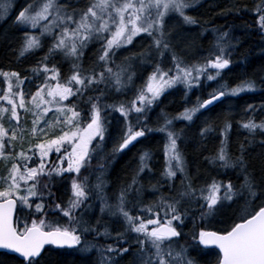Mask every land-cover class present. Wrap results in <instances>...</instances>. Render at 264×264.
I'll return each mask as SVG.
<instances>
[{"label":"snow or ice","instance_id":"snow-or-ice-1","mask_svg":"<svg viewBox=\"0 0 264 264\" xmlns=\"http://www.w3.org/2000/svg\"><path fill=\"white\" fill-rule=\"evenodd\" d=\"M79 2L34 0L16 17L18 25L39 29L40 32L39 36L25 33L18 50L20 57L41 48V37H51L52 42L47 53L31 69L42 79L29 99L26 100L22 87L28 77L22 78L16 71H0L7 84L0 93V101L10 106L0 104V160L5 161L7 167V174L0 176V254L18 256L22 258L21 264H40L45 246L52 245L57 249H77L85 254L95 249L99 253V264H119L117 257L126 254L132 255V264H194L186 248L176 247L182 235L181 226L189 213L195 216L198 212L200 219L205 220L219 212L225 202L231 205L242 199L244 208L238 217L240 222H233L230 230L201 229L192 238L204 248L214 246L219 249L217 264H264V178L257 183L248 172L243 144L240 145L239 156L233 157L229 153L231 123L227 117L220 127L223 139L216 154L205 159L223 169L239 167L244 173L243 183L239 186L230 180L225 183L216 179L194 186L184 155L178 147L180 133L172 127L174 120L191 123L197 113L209 110L224 97L257 90L252 79H246L235 87L220 82L223 70L232 64L231 55L235 49L232 41L225 39L229 32L214 30L218 35L212 49L199 61L189 63L176 51L168 22L178 16L184 24H196L197 20L186 10L199 0H87L84 7H79ZM10 8L8 0H0V19L8 14ZM241 10L239 6L235 7L237 13ZM243 10H247L246 5ZM252 11L257 15L258 29L264 34V0H258ZM137 37L150 38L151 42L143 51L126 56L117 64L118 54L133 45ZM96 42L100 43L98 54L86 69L83 66L84 51L89 44ZM58 55L71 65L70 75L63 80L56 63L51 66L48 63ZM169 57L171 66L166 67L165 60ZM148 64L151 72L136 88L129 103L103 102L108 91L122 92L132 86L138 71ZM202 80L217 82L208 98L201 100L198 97L192 107H186L175 117L169 118L162 113L163 123L155 129L149 126L147 114L166 91L182 86L187 98L193 88L201 87ZM261 83L264 84V79ZM89 92H98L99 95L87 96L85 103L90 107L82 115V110H77L78 103ZM70 97H75L76 102H71ZM65 101L69 103L65 104ZM260 107L264 108V105ZM18 109L32 116L29 135L36 142H29L27 149L23 147L26 129L21 124ZM255 110L256 106L252 104L246 109ZM50 112L53 115L47 118ZM109 112L119 113L124 122L119 138L113 143L114 154L134 146V142L146 133L159 131L165 133L167 141L162 176L167 181H174L177 173L181 174L178 188L169 184L173 195H161L158 201L141 207L139 215H133L127 205L130 195L135 194L137 198L140 195L137 177L151 170L150 153L140 155L135 175L127 186L121 187L115 204H110L103 195L106 183L103 165L97 169L96 183L91 187L88 176L80 179L81 170L88 168L93 157L105 148L108 124L111 123L107 119ZM5 114H8L10 128L3 123ZM241 127L252 134L257 130L264 132V121L257 123L249 118L242 122ZM214 130L212 124L206 123L200 129V136L206 138ZM17 141L21 143L19 151H16ZM53 154L55 160L50 159ZM8 161H11L10 166ZM55 177L71 181V197L64 206L47 202V197L53 196L49 184ZM42 178H47L48 183L41 185ZM152 187L154 191L159 190L156 185ZM92 191L101 200V218L108 213L116 218V222L123 221L124 231L117 230L115 236L119 242L117 246L105 247L82 241V235L88 232L105 238L111 236L107 226L103 231L94 226H82L84 214L77 215ZM91 207V204L86 205L85 211ZM49 213L67 218V224L47 220ZM100 223L98 219L97 224ZM129 233L135 236L130 237ZM133 248L135 251L130 253Z\"/></svg>","mask_w":264,"mask_h":264},{"label":"trees","instance_id":"trees-1","mask_svg":"<svg viewBox=\"0 0 264 264\" xmlns=\"http://www.w3.org/2000/svg\"><path fill=\"white\" fill-rule=\"evenodd\" d=\"M257 2L258 0H210V1L207 0L206 2L202 4H199L196 8H194L188 13V15L194 17L197 20L196 24L190 25V28L193 30L192 32L193 35L190 37H187L188 42L184 41L186 42L185 44L188 48H192L191 47L192 45L189 44L190 42V43H194V45H197L196 49L198 48V49L203 50V47L205 46V44H207V42L205 43L204 41L205 40L209 41L210 39H214L215 36L218 35V33L214 31L216 29H219L220 32L221 31L229 32L230 34L229 37H226L225 39L226 40H228L227 38H229L230 40L232 39V42L236 44L235 49L232 51V55H231L232 64L228 69H226L225 74H224L226 76V77L224 76V80L226 83L232 84L237 81L239 82L240 80L244 81L248 79L249 77L251 78L252 75L250 74L249 75L245 74L241 76L236 74L237 71L248 73L247 70H248L249 65H253V67L258 65L257 68L255 67L257 69V72L260 73L261 75L262 73H264V34H262L260 30L258 29V26L256 24L257 15L252 11ZM84 4H87V0H81L78 6L84 7L83 6ZM245 5L247 6L246 11L243 10ZM236 6H239L242 9L239 13L235 11ZM8 24L10 23H6V25L2 24V26L0 27V63L7 68H12L19 72H22V71L26 72L29 70V72L34 74L31 71V69L39 63V61L43 57V54H46L48 49H45V47H42L39 50L34 51L33 53H30L24 57H20L18 50L22 46L24 35L26 33L25 32L26 27L19 28L18 26H11V25L8 26ZM236 30H237L238 37L234 36L236 34L233 33ZM241 30L247 31L246 34L250 33V36H255V41H256L255 44L254 42H250V41L247 42V40L240 41L239 40L240 35L243 34L241 33ZM232 36H234L238 40H235L234 38H232ZM135 43L131 46L133 47ZM201 43H205V44H201ZM132 47L131 49L125 51L123 55L118 58V61L116 62L117 64H120L124 60V57L132 55L133 53L141 52L139 51V49H136V50L132 49ZM98 50L99 48L97 47V45H91L84 51L83 66L86 69H87V63H86L87 59L86 58H89V57L93 58L98 53ZM257 56H259V58H257ZM28 58L30 59V62L28 63L26 68L22 69L20 64H22L23 61L27 60ZM259 61L261 63H258ZM52 62L57 63L55 60L54 61L52 60ZM65 62L66 60H64L63 63ZM64 65L62 66L61 64H58V63L56 64V66L60 70L64 67ZM148 65H145L142 68V70L138 72V74L142 73L144 68L146 69ZM70 67L71 66H69L68 68ZM65 70L60 71V72L65 74ZM65 76L66 74L61 75V79H63ZM260 77L257 78V80L256 78L253 80L254 81L256 80V84L261 85L260 92H262L264 91V87H263V84L261 83L262 79ZM137 78L138 77H136V79L134 80V84L132 86L122 91L123 92L121 94L122 96L127 94V91H131V90L133 91V87L135 85H138L137 83H139L138 81H140ZM204 83L205 82L202 80L201 87L195 88L194 90H192L190 92V95L197 94L198 96H200L199 97L200 99L205 97L206 96L205 90H207L208 88H207V84H204ZM176 91H171L170 92L171 94H169L171 96H167V99H170V98L179 99V100L185 99V95L182 98L180 96L182 93L176 92ZM258 94L259 93L245 94V95L239 96L236 99V101L238 102V104H241L243 101L254 100L256 97L258 98L260 97V95ZM88 95L95 96V95H99V93L98 92L86 93L84 99L78 103L77 110H82V115L85 114L88 108L90 107V105L85 103ZM121 95L119 92H118V95H116V93L111 92L110 94L108 92L107 95L103 98V102L108 103V104H118L119 103L118 98H120ZM70 101L76 102V98L71 97ZM68 103L69 101L65 102V104H68ZM221 107H219V105H216L211 112L212 116H215V115L217 116V113L220 116L221 111H222ZM110 113L112 112H109L108 114ZM257 136H260V134L257 133ZM246 137H245V141L241 144H243L246 147L247 152L245 153V156L248 157L250 154L249 146H250V139H252V136L249 138L247 135ZM236 141L238 140H234V143ZM200 146H201V143L199 142V145L193 148L191 151V156L194 162V163L192 162L193 163L192 170H193V173L196 174L195 176L197 178L196 183L198 184L202 182V184H204V180L201 178L205 177L207 173L210 174V170L208 169L207 171L209 172H206L207 166L202 161L201 154L198 153L196 150ZM255 150L256 151L250 155V160H249L250 162L248 163L253 164L254 170L256 171V173L260 172V176L264 178V145L257 146V149ZM119 170H120L119 173L123 170L122 164ZM89 175L94 177L93 173ZM29 183H31V181ZM44 183H48L47 178L41 179V185H43ZM49 187L51 189V192L53 193V196L50 197L52 201L50 205L54 203H61L62 206H64L65 205L64 200H63L64 191H65L64 179L60 177L57 179L54 178L49 184ZM41 190L43 191L44 189L42 188ZM45 196L47 197V191H45ZM48 200H49V197H47V202L49 204ZM196 214H199V213L197 212ZM191 217H194V218H191L188 220L186 218L184 220L186 221L185 223L186 229L182 233V235L178 238L179 247L186 248L187 251L190 253H191V250L192 252L194 251L197 264H217L218 252L215 249L203 248L201 245H198L197 241H194L192 238L194 234H198L199 230L206 227L205 221L201 220L200 217L197 215L195 216L191 215ZM46 219L51 222L58 221L62 225L67 224V222L65 220H62L63 218L58 215H48ZM101 225L102 226L99 227V231H103L105 226H107L110 231V228L108 226V221H106L105 224H101ZM226 228H228V226L221 228V230H225ZM110 233L112 236L111 231ZM111 236L107 238L103 236H97L96 239L92 241V243L105 246V247L107 246V243L110 245L117 246L119 242L116 239L115 240L111 239ZM129 243H132V242L129 241ZM124 246H127V244H125ZM132 251H135V248L130 249V253ZM63 254H64L63 250L48 248L43 252L42 254L43 259L41 260L40 264H68L67 261L63 260ZM128 255L130 254H126L124 257H117L119 264L124 263ZM0 262H2V264H21L20 259L10 254L9 255L0 254Z\"/></svg>","mask_w":264,"mask_h":264},{"label":"flooded vegetation","instance_id":"flooded-vegetation-1","mask_svg":"<svg viewBox=\"0 0 264 264\" xmlns=\"http://www.w3.org/2000/svg\"><path fill=\"white\" fill-rule=\"evenodd\" d=\"M81 1V0H80ZM8 2L11 4V8L9 9L10 12V17L8 19H6V17H3L2 20L0 19V27L3 25H6L7 22L10 21V24L17 26L16 24V15L23 10L25 7H27V5H22L19 4L21 2V0H8ZM34 2V0H33ZM61 3H63L64 1L60 0ZM67 3V2H64ZM85 5V4H84ZM83 5V6H84ZM20 8V10L18 11V9ZM11 13H16V14H11ZM19 28H21L20 26H18ZM51 44V42H50ZM50 46V45H49ZM140 46H136L134 48V50L139 49ZM44 56V55H43ZM118 61V57L116 59V62ZM49 66L52 65V60L48 61ZM2 64L0 63V70L4 71L5 70V66H1ZM0 84H4V79H2V77L0 76ZM259 88L261 89V85H259ZM257 93H260V91H258ZM187 100H178V99H161L159 100V102L153 106V108L151 109V111L148 112L147 116H148V124L150 127H152L153 129L157 128L159 126V124L163 123V118H162V113L163 114H173V115H168L169 118L171 117H175L178 116L177 114L179 112L182 111V106H184V104L186 103ZM236 103V110L233 111L232 114H228L226 113V109L227 108L225 106L226 101L224 102L223 100L221 102L215 103L212 106H210L209 110H204L205 111V118H201V116L199 115L200 113H197V115L194 117L193 121L191 123H188L187 121H183V120H174L173 121V129L177 132L180 133L181 138L178 140V147L180 148L181 152L183 153V155H187V149L185 147V142H189V144L195 148L196 146L199 145V142L202 144H205L204 146V151L203 154H205V157H211L214 156L217 152V149L220 145V141L223 139V137L220 135V127L223 124V121L225 120V118L227 117L228 121L231 123V130L228 133V150L229 153L233 156V157H237L240 155V145L241 143H243L245 141V137L248 135V137L250 138L252 136V133H249L246 129L241 127L242 122H246L249 118H252L255 120V122H259L261 121V116H260V120H257L255 118H257L255 116V114H253V111H246V105L252 103H257V101H243L241 104H238V102L235 100L234 101ZM219 105V107L222 108L221 114L220 116H212L211 112L213 110V108ZM204 111H202L204 113ZM258 112H260L258 110ZM208 113V115H207ZM261 113V112H260ZM263 113H261L262 115ZM264 116V114H263ZM264 119V117H263ZM183 121V122H181ZM177 122L179 123H183L184 126H188L191 125L193 128V131L191 132V134H187L186 132H184L182 130V127L179 126L177 124ZM133 123H135L134 117H133ZM206 123H210L214 126L215 130L210 133L208 135V137L206 138H202L200 136V129L202 127L205 126ZM111 129H112V125H111ZM112 130L110 132L107 133V138H106V145L107 146V141H108V136L111 134ZM121 133V131H119ZM189 135V136H188ZM151 138H155L157 141V145L155 148H146L145 147V142ZM247 138V137H246ZM234 140H238L234 143ZM166 135L165 133L159 132V131H151L146 133V135L144 137L139 138L138 142H134V146H130L129 149H126L124 152L119 153V154H114L112 152V148H108L105 149L103 152L104 155L103 157H101L99 159V154L98 153L96 156L93 157L92 161H91V165L86 168V169H82L81 170V175H80V179L82 180L84 176H88L89 180H88V184L91 187L92 185H94L96 183V177H97V169L100 168L101 165L104 166V168L106 169L105 171H107V169L109 168V166H111V164L114 163V161L120 160V162L117 164V168L119 169L121 167V164L123 165V169L126 168V174L125 175H121L118 181H113V179H109V181L106 183L107 185H105L104 187V192L103 195L107 198L108 202L109 199H112L114 201L113 204L116 203V197L119 195V191L121 189V187L123 186H127L134 175H132L134 168L132 167L133 165H136V167H138L139 164V157L142 153L144 152H148L151 155V159L149 161V168L151 169L150 171L146 170L144 173L140 174L139 177H137V187L141 188V192L139 197L137 198V196L135 194L130 195L129 196V201L130 203L127 205V207L131 210L133 215H139L140 214V208L144 207L145 205L151 204L154 201H158L160 196L163 195L165 197H169L171 195H173V192L169 191V184H174V186L176 188H178L180 186V179H181V174L177 173V178L174 181H167L165 180V178L162 176L163 170L165 168V154H164V146L166 144ZM95 143V142H94ZM234 143V144H233ZM209 145H212L211 147H209ZM235 146V148H234ZM107 148V147H106ZM109 150V151H107ZM246 150V147H245ZM107 151V152H105ZM102 152V151H101ZM245 153V151H244ZM131 164V165H129ZM207 166L206 172L208 169L210 170V174L209 177L207 179L204 180V184L206 183H211V181L213 179H216L218 181H224L225 183L228 182L229 180L239 186L241 184V180L239 179V177L234 175V171L236 170V168H228V169H223L218 167V165L216 164H212L209 162L208 159H205V163ZM131 166L132 170L128 171L127 167ZM187 167V171L188 173L191 175L193 174V170L192 168H190L189 165H186ZM93 173L94 177H92L91 174ZM67 175V174H66ZM147 176V177H146ZM192 177V176H191ZM193 180V184H195L194 186L198 187L201 185H204L201 183H196V177H192ZM64 184H65V191H64V201H65V205L67 204V201L69 200V198L71 197V181L69 179H64ZM153 185H156L157 188L159 189L158 191H154L153 190ZM112 186V187H111ZM149 189H151L153 191V195L150 199H147V194ZM110 203V202H109ZM91 204L92 207L91 209H88L85 211L86 205ZM228 203L225 202V205L221 208V209H225V206ZM100 205H101V200L98 197L97 193L95 191H92L89 195V199L88 201H86L85 206H82L80 210L77 211V215H80L82 212L84 214V224L82 226H94L99 230V227L102 226L101 224H105L106 221H108V226L110 228V231L112 232V237L111 239L115 240V236H116V232H117V227L118 230L123 232L124 231V225H123V221L120 220L119 223H116V225L114 224V220H116L115 217H112L110 215H104L101 218V214L100 211L97 210L100 209ZM135 205V206H134ZM219 212H217L215 215H217ZM162 215V214H161ZM191 213H189L187 220L194 218L191 217ZM195 215H199V214H195ZM100 219L101 223L97 224V220ZM64 220L67 222V218H64ZM151 227V226H149ZM185 226L182 229L183 231H185ZM181 230V231H182ZM130 237H134L135 234L134 233H129ZM96 239V234L95 232H88V233H84L82 235V241H94ZM131 241V240H129ZM82 246V245H81ZM78 246V247H81ZM64 255L65 256H70V254L72 255L74 253V256L76 258V256H80V253H78L79 251L77 249H68V248H64L63 249ZM97 254L99 255V253L97 252ZM131 255V254H130ZM128 255V257L126 258V261L129 260L130 258H132V256ZM99 256H97L98 258Z\"/></svg>","mask_w":264,"mask_h":264},{"label":"rangeland","instance_id":"rangeland-1","mask_svg":"<svg viewBox=\"0 0 264 264\" xmlns=\"http://www.w3.org/2000/svg\"><path fill=\"white\" fill-rule=\"evenodd\" d=\"M62 1L67 2V0H62ZM31 3H33V0H21V2L19 4L28 6ZM19 10H20V8L18 9V11ZM11 14H16V13H11ZM18 14L16 15V17L18 16ZM7 23H10V21L7 22ZM10 25L14 26L12 24H8V26H10ZM16 25H18V24H16ZM168 27H169V30L171 31V39H172V43L174 44V46L176 48V51L180 52L189 63L195 62V61H199L202 56L206 55V52L204 50H206L208 48V45H205L203 47V50L202 49H198V48L196 49L197 45H194V43H190V42H189V44L192 45L191 46L192 48H188L186 46L185 43L188 42L187 41V39H188L187 36L189 34H191L193 32V30L190 28V25L184 24L183 21L180 20V18L178 16H174V17H172L169 20ZM38 33H40V32L38 31ZM237 37H238V35H237ZM242 38H243V40H242ZM239 40L240 41H246L247 40V42L248 41L254 42V44L256 42L255 41V36H250V33L241 34ZM184 41H186V42H184ZM205 43H206V41H205ZM149 44H150V42H149ZM201 44H204V43H201ZM137 45L140 46L139 51H143L144 48H146L145 39H139L137 41ZM46 46H47V42H44V47H46ZM257 58H259V56H257ZM54 60L58 64H63V62H64V59H62V57H60L59 55L56 56L54 58ZM88 61L89 62H93L91 59H88ZM29 62H30L29 58L27 60H24L23 63L20 64L22 69L26 68ZM258 63H261V62L259 61ZM165 66L167 67L168 63H166ZM255 67L257 68L258 65L254 66V67H253V65H249L248 66V70H247L248 73H246V74L252 75L251 79H255L256 78V80H257V78H259L260 76H261L260 78L263 79L264 78V73H262V75H261L260 73L257 72V69ZM63 68L61 69V71H64L67 68V64H65ZM138 72H140V71H138ZM69 75H70V72L67 71L66 72V77L69 76ZM65 78H63V79H65ZM34 80L36 81V79H34ZM256 80H255V82H256ZM220 82L224 83V81H220ZM32 84H33V80L31 78H28L27 80L24 81V84L22 85V87H23V89H24V91L26 93V100L30 98V94L31 93H34L36 91V89L32 87ZM3 86H5V87L0 86V93H2V91L7 88V84L4 82ZM209 86L210 87L208 88L209 89L208 93L211 92L214 88L217 87V82L215 81L213 85L210 84ZM35 87H36V85H35ZM167 95H165V99L166 100H167V97H166ZM258 95H260L259 98L256 97L254 100H249V101H257V103H255V104L252 103V102L250 104L256 106V110H255L256 114H255V112H253V114H255V116L257 117V120H260L261 118L263 119V117H264L263 116L264 108L260 107L261 105H264V91L260 92ZM185 99L187 101L184 104V106H182V110H184L186 107H188V108L192 107L197 101V96H193L192 98L189 97V98H185ZM223 101L224 102L226 101L225 106L227 108H225V109L227 110L226 111L227 115L228 114H232L233 111L236 110V108H235L236 107V103L234 102L235 101V96H227V97H225V99ZM0 104H2L5 107H10L5 102H0ZM248 105H246V109H247ZM18 110L21 112V124L26 129V131L24 133L25 139L23 141V147H24V149H27V147L29 145V142H31V143H35L36 142L35 140L32 141V139H31V137L29 135V132H30L31 127H32V116H31V114H25L22 109H18ZM258 110L261 113H263V114L261 115V113L258 112ZM204 114H205V111H204V113L202 112L199 115L201 116V118L204 119L205 115H206V114L205 115ZM52 115H53V113L50 112L48 114L47 118H51ZM207 115H208V113H207ZM217 116L219 117L218 113H217ZM260 116H261V118H260ZM107 119L111 122L112 132L108 136L107 146H105L104 149H106V147L107 148H112L113 147V143L119 138V136H120V132L119 131H121V128H122V126H121L122 125L121 117L118 116L117 114H113L112 116H110ZM181 122H183V121H181ZM3 123L5 124V127H8V128L11 127L9 125V123H8V114H5V119H4ZM12 123L15 124V121H13ZM177 124L179 126H181L182 130L184 132H186L187 134L188 133L191 134V132L193 131V128H192L191 125L184 126L183 123H180V122L179 123L177 122ZM257 133H259L260 136H257ZM263 141H264V132H261L260 130H257V132L252 135V139H250V146H249L250 154H249V156L248 157L245 156V153L247 152V150H245V153H244V158H245V162H246V165H247L248 172H250L252 174V176L255 178V181L257 183H259L261 181V178H262L260 176V172L256 173V171L254 170L253 164L248 163V162H250L249 161L250 160V155L253 152L256 151L255 149H257V146L264 145V143H262ZM184 142H185L184 144H185V147H186L187 152H188V155L184 156L186 165H189L190 168H193V163L194 162H193V159H192V156H191V151H192L193 147L189 144V142H186V141H184ZM145 144H146L145 145L146 148H152V147L155 148L156 146H158L157 145V141H156L155 138H151V139L147 140L145 142ZM204 146H205V144H201V146L199 148H197L196 150H197L198 153L201 154V159L205 163V154H203V151L205 149ZM211 146L212 145H209V147H211ZM20 149H21V143L19 141H17L16 142V151H19ZM104 149H103V151H104ZM103 151L100 152L99 159L104 156V155H102V154H104ZM53 158H55V157H53ZM119 162H120V160L114 161V163L111 164V166H109L107 171L104 172L103 179H104V181L106 183L109 181V179L110 180L113 179V181H118L121 175H125L126 174V168H124L119 173L120 170L117 168V164ZM5 163H6L5 161L0 160V176H4V175L7 174V167L5 166ZM7 164H8V166H10L11 161H8ZM129 165H131V164H129ZM131 166L127 167V170L130 171V170H132L131 168L133 167L134 171L132 172L133 173L132 175H135L137 167H136V165H133L132 167ZM234 175L239 177V179L241 180V184H242L243 183V179H244V173L242 172V170L239 167H236V170L234 171ZM190 176H196V174L193 173ZM208 177H209V173H207L205 175V177H202L201 179L205 180ZM106 183H105V185H107ZM152 195H153V191L151 189H149L146 198L150 199L152 197ZM109 202H110V204L114 203V201L112 199H109ZM243 208H244V201L242 199L239 200L236 203H232L231 205L227 204L225 206V209H220V211H219V213L217 215H214L213 217H211V219L213 218L212 219L213 221L210 222V224H212V225H209V226L214 228V229H221V228L227 227L232 222H234L235 220L238 219V217L241 215V210ZM97 210H99L98 207H97ZM249 210L251 211V208H249ZM104 215H109V214L105 213ZM197 216H199V215H197ZM116 223H119V222H116V220H114V224L115 225H116ZM117 230H118V227H117ZM178 241H179V239H178ZM87 242H90V241H87ZM107 245H110V244L107 243ZM176 247L179 248L178 244L176 245ZM78 253H80V256L77 255L76 258H75L74 253H73L72 255L70 254V256H65L63 258V260L67 261L68 264H99V257L97 258V256H99V255L97 254V251L95 249H93L90 253H86V254L82 253L80 251ZM188 255H189L190 258L191 257L193 258V256L189 252H188ZM130 256H132V255H130ZM132 260H133V257L130 258L129 260H127V261L125 260L124 263H122V264H132ZM194 264H195V261H194Z\"/></svg>","mask_w":264,"mask_h":264},{"label":"bare ground","instance_id":"bare-ground-1","mask_svg":"<svg viewBox=\"0 0 264 264\" xmlns=\"http://www.w3.org/2000/svg\"><path fill=\"white\" fill-rule=\"evenodd\" d=\"M246 32H247V31H245V30H241V33H243V34H246ZM192 35H193V34L191 33V34H189L187 37H190V36H192ZM236 74L239 75V76H241V75H245L246 72L243 73L242 71H237ZM263 87H264V84H263ZM64 257H65V255L63 254V258H64Z\"/></svg>","mask_w":264,"mask_h":264},{"label":"water","instance_id":"water-1","mask_svg":"<svg viewBox=\"0 0 264 264\" xmlns=\"http://www.w3.org/2000/svg\"><path fill=\"white\" fill-rule=\"evenodd\" d=\"M206 231H215V230H206ZM48 245L45 246V248L47 247ZM204 247V246H203ZM210 247H214V246H210ZM215 248V247H214ZM218 252H219V249L215 248ZM22 259V258H20Z\"/></svg>","mask_w":264,"mask_h":264}]
</instances>
